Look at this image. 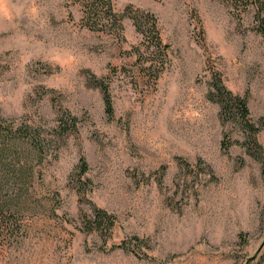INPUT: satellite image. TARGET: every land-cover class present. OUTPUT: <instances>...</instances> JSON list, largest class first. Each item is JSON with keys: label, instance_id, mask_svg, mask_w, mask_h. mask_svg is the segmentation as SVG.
Wrapping results in <instances>:
<instances>
[{"label": "rangeland", "instance_id": "1", "mask_svg": "<svg viewBox=\"0 0 264 264\" xmlns=\"http://www.w3.org/2000/svg\"><path fill=\"white\" fill-rule=\"evenodd\" d=\"M112 4L121 31L84 27L80 0H0V114L51 137L61 115L78 120L53 142L26 234L0 264H264V37L254 9ZM130 12L156 17L164 51ZM215 78L247 98L260 153L208 97ZM93 207L115 217L111 232L86 230Z\"/></svg>", "mask_w": 264, "mask_h": 264}, {"label": "trees", "instance_id": "2", "mask_svg": "<svg viewBox=\"0 0 264 264\" xmlns=\"http://www.w3.org/2000/svg\"><path fill=\"white\" fill-rule=\"evenodd\" d=\"M230 2L243 7L251 6L254 9L255 29L264 37V0H230ZM80 5L84 27L104 32L122 30L121 17L114 11L112 0H80ZM130 14L136 30L143 34L145 40L152 42L160 53L164 51L165 46L160 41L156 17L147 14V20L143 21L137 17V13L130 12ZM97 84L103 93L105 112L108 117H112L113 103L108 85L102 81ZM212 88L208 97L218 103L221 118L238 124L242 128L245 140L250 142L251 148L260 153L262 147L256 142L260 128L251 118L247 98L232 93L216 78ZM77 122L75 116L61 115L54 129L55 134L51 137L38 126L17 119L4 118L0 114V252L19 243L26 234L23 220L34 213L35 206L31 205V199L42 186L40 182L43 161L48 156L51 157L50 151L53 149V142L58 141V135L63 136L65 132L75 129ZM260 122L263 124L264 119ZM228 146L226 144L224 148ZM88 169L86 160L80 158L79 176H84ZM38 204L37 208L42 206L40 201ZM84 218L86 230L96 229L104 233L111 232L116 222L112 214L98 207H93L91 213L84 215ZM132 239L135 240L136 248L148 246L138 237ZM127 243L123 240L119 246L137 254L134 249L128 247L130 245H126Z\"/></svg>", "mask_w": 264, "mask_h": 264}]
</instances>
